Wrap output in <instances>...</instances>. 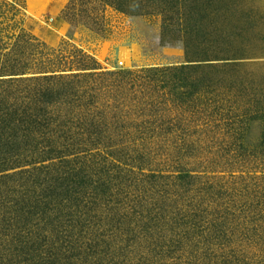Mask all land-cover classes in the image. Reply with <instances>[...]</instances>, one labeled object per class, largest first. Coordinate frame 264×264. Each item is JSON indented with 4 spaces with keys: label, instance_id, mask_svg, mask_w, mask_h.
Returning a JSON list of instances; mask_svg holds the SVG:
<instances>
[{
    "label": "rangeland",
    "instance_id": "rangeland-1",
    "mask_svg": "<svg viewBox=\"0 0 264 264\" xmlns=\"http://www.w3.org/2000/svg\"><path fill=\"white\" fill-rule=\"evenodd\" d=\"M0 41V97L45 165L122 161L170 194L194 177L179 204L264 264V0H0Z\"/></svg>",
    "mask_w": 264,
    "mask_h": 264
},
{
    "label": "trees",
    "instance_id": "trees-1",
    "mask_svg": "<svg viewBox=\"0 0 264 264\" xmlns=\"http://www.w3.org/2000/svg\"><path fill=\"white\" fill-rule=\"evenodd\" d=\"M7 104L0 97V264H176L191 250L206 264H250L232 248L227 222L179 204L194 177L180 175L186 191L170 194L158 187L171 177L141 175L122 161L90 171L76 170V159L45 165L54 152L39 153L34 125ZM23 145L30 151L21 153Z\"/></svg>",
    "mask_w": 264,
    "mask_h": 264
}]
</instances>
